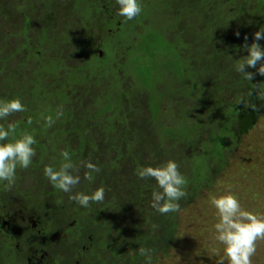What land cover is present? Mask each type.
<instances>
[{
    "label": "trees",
    "instance_id": "obj_1",
    "mask_svg": "<svg viewBox=\"0 0 264 264\" xmlns=\"http://www.w3.org/2000/svg\"><path fill=\"white\" fill-rule=\"evenodd\" d=\"M117 7L0 0V98H22L27 111L8 119L17 135L27 128L38 141L33 164L17 169L14 185L0 184V264H27L31 248L61 264H145L140 246L158 263L181 234L183 211L215 187L258 127L264 75L247 68L255 75L246 80L235 64L264 26V0H143L126 23ZM49 115L51 126L43 123ZM262 147L242 152L243 172L255 173L250 159ZM64 149L101 168L88 181L81 167L74 191L104 185L103 202L80 207L49 183L44 165H58ZM170 158L187 195L180 212L160 214L149 203L156 181L136 170ZM5 219L23 231L20 249Z\"/></svg>",
    "mask_w": 264,
    "mask_h": 264
},
{
    "label": "clouds",
    "instance_id": "obj_2",
    "mask_svg": "<svg viewBox=\"0 0 264 264\" xmlns=\"http://www.w3.org/2000/svg\"><path fill=\"white\" fill-rule=\"evenodd\" d=\"M117 15L123 17L122 23L136 19L144 10L143 0H116ZM239 36V33H237ZM248 37L245 36V41ZM264 26L254 33L253 42L244 44L247 55L235 64V71L243 78L252 81L255 73L246 70L256 69L264 75ZM259 63V67L257 65ZM261 93H258L260 95ZM27 106L19 96L0 98V184L6 187L15 184L17 169H28L36 156L37 137L34 130L25 128L17 135V123L9 121L14 113H24ZM63 115L57 112L56 117ZM28 124L33 117H28ZM55 122L49 115L43 123L51 126ZM59 164H45L44 176L53 188L68 194L70 201L80 207L88 208L92 203L105 200L106 187L101 185L93 191L75 190L82 177L80 168L85 171L83 179L93 180V173L101 168L91 160L77 163L72 154L64 149L59 153ZM139 179L153 178L156 187L151 192L150 207L157 213L168 214L181 211L180 200L187 195V179L180 171L175 159H168L157 164L140 165L136 170ZM208 203L215 209L216 221L212 225L213 253L217 264H253L257 255L258 241H264V211H253L245 208L237 192L230 188L224 191L209 193ZM219 246H222L219 247ZM139 255L144 257L145 264H153L154 250L140 246ZM222 253V254H221Z\"/></svg>",
    "mask_w": 264,
    "mask_h": 264
},
{
    "label": "rangeland",
    "instance_id": "obj_3",
    "mask_svg": "<svg viewBox=\"0 0 264 264\" xmlns=\"http://www.w3.org/2000/svg\"><path fill=\"white\" fill-rule=\"evenodd\" d=\"M262 142V152L255 153L250 161L257 163L256 171L249 175L243 172L245 158L242 152L253 143ZM241 152L234 157L227 170L221 174L215 187L195 201L182 213L183 227L177 242L174 244L167 258H160L155 264H217V257L213 253L212 225L216 221L215 209L208 203L209 193H216L231 189L239 194L243 206L253 211H264V113L258 122V127L251 134L245 135L241 145ZM263 159V160H262ZM245 178L239 177V173ZM250 196L255 198L250 200ZM108 210L105 211L107 213ZM17 243V241L15 240ZM222 248V246H219ZM222 254V253H221ZM227 264V262H225ZM253 264H264V241H258L257 255L253 257Z\"/></svg>",
    "mask_w": 264,
    "mask_h": 264
},
{
    "label": "flooded vegetation",
    "instance_id": "obj_4",
    "mask_svg": "<svg viewBox=\"0 0 264 264\" xmlns=\"http://www.w3.org/2000/svg\"><path fill=\"white\" fill-rule=\"evenodd\" d=\"M3 223L6 228L5 232H7L8 235L11 236L12 233L17 234V237L15 238V240L17 241L16 249H20L21 244L18 242V238L22 237L23 231L21 230L19 226L11 225V223L9 222V219H5ZM31 226L33 228L37 227V223L35 220L31 221ZM31 249H32L33 254L27 259V264H61L59 261H56V260L49 261L48 260L49 258H47V256L49 257V255L46 251L44 252L43 250H39L37 248H31Z\"/></svg>",
    "mask_w": 264,
    "mask_h": 264
}]
</instances>
